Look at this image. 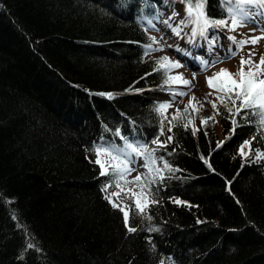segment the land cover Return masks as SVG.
Listing matches in <instances>:
<instances>
[{
    "label": "trees",
    "instance_id": "obj_1",
    "mask_svg": "<svg viewBox=\"0 0 264 264\" xmlns=\"http://www.w3.org/2000/svg\"><path fill=\"white\" fill-rule=\"evenodd\" d=\"M217 3L206 0L209 18H229ZM173 5L185 17L176 0H0V264H264L255 117H235L233 133L221 104L195 135L165 121L159 138L173 139L155 156L180 171H163L143 214L132 198L115 202L135 232L104 198L115 183L101 191L111 177L93 149L157 147L166 76L145 55L147 26Z\"/></svg>",
    "mask_w": 264,
    "mask_h": 264
},
{
    "label": "snow or ice",
    "instance_id": "obj_2",
    "mask_svg": "<svg viewBox=\"0 0 264 264\" xmlns=\"http://www.w3.org/2000/svg\"><path fill=\"white\" fill-rule=\"evenodd\" d=\"M176 2L185 4L186 14L184 19L180 21L179 25L171 28L172 33L180 39H185V36L181 35L183 28L186 26H191L190 33L186 35L187 42L193 43L196 41L197 37H201L207 42V45L209 46L207 49L208 52L211 51L212 47H214L216 43L215 38L209 34V29L218 30L221 28H227L230 31H235L238 27L246 26L250 21H254L255 17L257 16L264 17V0H218L216 5L217 7L227 6L226 12L229 19L209 18L207 12L205 11L206 0H176ZM175 15H177V13H173V16ZM169 19H172V17H169ZM164 23L167 24L168 21H164ZM148 24L150 28L155 27L151 21H149ZM253 31H255V28H253ZM261 31L264 32V29ZM161 39L166 41L164 36H161ZM227 39L236 45L237 48L242 49L248 43L253 45L257 44L260 39H264V35L260 37L253 36L250 40H241L239 42L235 40L234 36H228ZM149 41L150 43L145 46V55H149L154 51H163V47H156L155 49L152 47L153 44H159L155 37L149 36ZM167 46L169 48H176V50L179 51V48L175 44H167ZM228 52L231 56H235L237 54L236 52L232 51L231 48H229ZM189 54L191 55V53ZM253 56L254 53L249 52V58L247 60L242 58L240 62V68L235 74L230 73L227 69H221L220 72L214 73L212 77H206V83L209 89H214L216 93H222V95H216L213 101H206L212 104L214 115L206 119H202V125H206L209 120L213 122L215 121V114H219L216 101H219V103L222 104L228 111V118L231 119V123L233 125V133L237 127V119L235 118L237 116L246 121L249 116L255 117L254 123L256 126L264 130V57H261L259 63H256L252 59ZM196 58L199 59L200 57ZM156 63L164 69V75L167 77L164 79L165 85H170L172 82L181 83L185 86L191 85V81L184 79L182 75H168V73H170L172 70L183 67L179 61H170L167 56H164L159 61H156ZM203 63L205 66H208V61L205 60ZM215 63L216 61L212 62L213 65ZM245 67H247L246 72L244 70ZM156 70L158 69H154V71ZM148 75H151V73ZM220 77H225L226 79L221 81L219 84H215L214 81L218 80ZM193 79H195V74H193ZM126 91L131 92L132 89H128ZM171 94L173 96L187 95L186 92H177L175 90H173ZM102 95H107L109 99L113 98V94L111 93ZM208 95H214V92L210 91ZM194 100L195 97L190 99L189 106L192 105V101ZM189 106H185L184 113L188 112ZM170 107V103H162L154 108V111H156L161 116L159 134L150 142L151 145H156V148H151L149 145L133 146L132 144H128V149L130 151L121 152L119 154H117L110 147L98 146L93 149L94 155L97 157L94 163L100 166L99 175H108L111 177L110 182L106 183L105 187H103L101 191L107 193L108 188L111 187L113 183L119 187L120 181L126 180L127 175L136 170L134 167H132V165L135 164V161L130 158L132 154H135V156L144 159L143 167L146 171L144 173L137 174L131 183L136 184L141 189V194L145 196V200L148 204L158 203L156 200H147V196L151 195V186L156 183L157 178L160 180L164 179L162 173L165 169L168 172L180 171L179 169L172 168L163 157L155 156L156 151H158L160 148H166L167 144L173 139L171 135H168L163 141H161L159 138L160 136L165 135L164 122L167 120L165 113ZM241 113H243V115H241ZM180 116V109H177L172 119L168 121L170 126L167 128V132H172V128L176 126L172 123V121L177 120V118ZM188 123H191V121H188ZM188 123L183 125L185 130L188 128ZM198 130L199 129H193V135H195L196 131ZM115 134L117 136L121 135L119 130H117ZM205 135H207V132H205ZM229 138L230 137L227 136L225 137L226 140ZM262 138H264V136H262ZM252 139H255V137ZM222 143L223 142H217V147H221ZM250 145V140L244 141V143L240 146L239 154L241 156L247 157L248 153H245L243 149L245 146L250 148ZM173 151H175V149H173ZM101 154L108 157L107 163L101 162ZM261 157H264V153H260L257 150L256 161L253 162H257ZM205 163H207V161H205ZM145 189H147L146 194L144 192ZM104 198L108 200V202L112 204L114 208H120V211L123 212V222L125 227L129 232H135L136 229L134 227H130L128 223V206L125 205L121 207L117 203L113 202L111 195L106 194ZM173 202L177 204L182 203L179 200H175ZM134 204L135 209L139 213L143 214L144 207L142 206L141 201L137 199L134 201ZM27 247L32 248L33 245L29 243L27 244Z\"/></svg>",
    "mask_w": 264,
    "mask_h": 264
},
{
    "label": "rangeland",
    "instance_id": "obj_3",
    "mask_svg": "<svg viewBox=\"0 0 264 264\" xmlns=\"http://www.w3.org/2000/svg\"><path fill=\"white\" fill-rule=\"evenodd\" d=\"M175 6L176 5H173V7L169 8L168 12H163L159 19L152 22L155 27L150 28L149 25L147 26L149 34L155 37L159 42L158 45L153 44L152 47L154 49L156 47H163V51H154L146 57L159 61L162 57L167 56L170 61H179L183 65V67L172 70L168 75H182L184 79L191 81V85L185 86L177 82H172L170 85L164 84L160 91V104H171V107L168 108L165 113L167 117V120L165 121L168 127L170 126L168 121L172 119L176 110L180 109L181 116L178 117L177 120L172 121V123L179 122L184 125L185 123H188V121H191V123H188V126L195 129L197 120L201 122L202 119L214 115L212 104L206 101H213L216 95H222V93H216L214 89H209L206 83V77H212L214 73L220 72L221 69H227L233 74L237 73L240 68L241 59L243 58L247 60L249 58V52L254 53L252 59L256 63H259L261 57H264V39H260L255 45L248 43L240 49L229 41L227 37L234 36L235 40L239 42L241 40H250L253 36L260 37L264 35V32L261 31L264 29L261 27L264 25V17H255L254 21L248 23V29L237 28L235 31H230L227 28H221L218 30L209 29V34L215 38L216 43L211 51L208 52L207 49L209 46L207 47V42L201 37H197L196 41L193 43L187 42L186 35L190 33L191 26L183 28L181 35L185 36V39H180L172 33L171 28L179 25L180 21L184 19L179 11H177L178 9H175ZM163 8L164 6H162L161 11H165ZM173 13H177V15L173 16ZM167 16L172 17V19H169ZM164 21H168V23L165 24ZM253 28H255V31H253ZM161 36H164L166 41L161 39ZM167 44H175L179 48V51H177L176 48H169ZM229 48L237 54L235 56L229 55ZM189 53H191V55ZM196 57L200 58L197 59ZM205 60L208 61V66H205L203 63ZM213 61H216L214 65L212 64ZM158 67H160V65H158ZM244 70L246 72L247 67H245ZM193 74H195V79H193ZM224 79L226 78L220 77L218 80H215L214 83L219 84ZM173 90L177 92H186L187 95L173 96L171 94ZM210 91H213L214 95H208ZM192 97H195V100L192 101V105L189 106V101ZM216 103L218 108L221 104L219 101H216ZM185 106H189L187 113H184ZM243 151L248 153L247 157L242 156L243 158L251 157L253 154L247 146L244 147ZM260 153H264V151ZM256 155L254 156L255 158ZM130 158L135 161V164H133L132 167L136 170L127 175L126 180H121L119 187L115 185L111 197L113 202H118L127 198H132L134 201L139 199L145 209L149 205L145 200V196L141 194V189L136 184L131 183L137 174L146 171L143 167L144 159L135 156V154H132ZM260 159L264 160V157H261ZM100 160L102 163H107L108 157L101 154ZM144 192L146 194L147 189H145ZM147 200H151L150 196H147ZM164 264L168 263L166 262Z\"/></svg>",
    "mask_w": 264,
    "mask_h": 264
},
{
    "label": "bare ground",
    "instance_id": "obj_4",
    "mask_svg": "<svg viewBox=\"0 0 264 264\" xmlns=\"http://www.w3.org/2000/svg\"><path fill=\"white\" fill-rule=\"evenodd\" d=\"M263 22H264V20H263ZM248 24L246 25V26H242V27H238V28H240V29H248ZM261 27H263L264 28V25L263 26H261ZM202 61V60H201ZM193 62H195V61H193Z\"/></svg>",
    "mask_w": 264,
    "mask_h": 264
}]
</instances>
